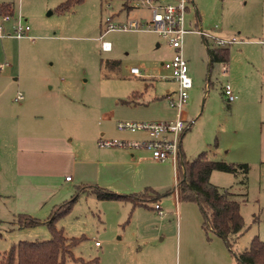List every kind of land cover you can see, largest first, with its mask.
Masks as SVG:
<instances>
[{"label": "rangeland", "instance_id": "rangeland-1", "mask_svg": "<svg viewBox=\"0 0 264 264\" xmlns=\"http://www.w3.org/2000/svg\"><path fill=\"white\" fill-rule=\"evenodd\" d=\"M62 1L0 0L13 8L8 20L0 15V254L19 240L48 239L50 212L76 194L68 212L54 222L64 236L80 238L71 252L81 261L66 264H183L188 253L195 264H235L233 253L247 248L253 236L264 240V167L257 162L264 158V0H192L184 14L188 29L238 41L227 47L225 71L223 62L209 60L210 38L190 30L181 47L191 79L182 106L192 120L180 142L185 158L205 151L218 159L214 152L227 148L250 158L243 161L245 185L241 172L213 171L210 178L239 201L244 229L231 251L213 232L204 233L194 202L179 201L178 216L170 194L161 196L158 214L153 202L132 205L76 190L87 185L118 194L145 186L172 189L168 160L155 161L147 150L131 157L128 150L134 148L116 156L106 151L117 146L99 147L97 140L140 136L117 130L118 119L173 117L176 110L163 95L174 93L176 82L161 64L174 52L152 31L103 32L108 16L111 22L147 17L133 0H81L59 11ZM18 15L28 24L29 37L12 35ZM101 41L108 42V50H101ZM130 67L140 75L132 76ZM224 84L235 96L230 102L222 94ZM132 91L140 93L135 107L141 118L101 117ZM17 93L21 98L14 100ZM64 175L72 181L65 182ZM19 215L37 223L22 225ZM209 240L222 245L221 255L205 245Z\"/></svg>", "mask_w": 264, "mask_h": 264}, {"label": "trees", "instance_id": "trees-1", "mask_svg": "<svg viewBox=\"0 0 264 264\" xmlns=\"http://www.w3.org/2000/svg\"><path fill=\"white\" fill-rule=\"evenodd\" d=\"M81 0H63L58 4L59 11L64 10ZM13 8L10 2H0V15L11 16ZM228 48L214 47L208 50L210 61L227 60ZM140 93L130 92L125 98L118 99V104L136 106ZM248 165L245 162H229L211 159L205 151H200L193 158L186 159L177 154L175 160V191L178 201L194 202L201 214V228L204 233L209 230L217 235L224 246L231 251V244L244 229L242 216L239 212V201L233 198L231 192L212 184L209 175L212 171L236 174L241 172L244 184ZM245 185V184H244ZM76 190L89 191L97 199H113L128 201L132 205H145L146 202L157 203L161 196L170 194L171 189L158 192L145 186L141 190L128 194H118L97 185L78 187ZM76 194L55 207L46 220L49 238L45 240H19L0 254V264H66L68 260L81 261L74 257L71 248L79 241V237H66L54 222L66 214L75 200ZM154 209V207L152 206ZM252 222H257V216L252 215ZM18 223L34 225L37 220L25 215H19ZM235 264H264V240L253 236L247 248L233 253ZM85 264V263H84Z\"/></svg>", "mask_w": 264, "mask_h": 264}, {"label": "built area", "instance_id": "built-area-1", "mask_svg": "<svg viewBox=\"0 0 264 264\" xmlns=\"http://www.w3.org/2000/svg\"><path fill=\"white\" fill-rule=\"evenodd\" d=\"M135 5L143 6L147 11L144 20L129 19L127 21L111 22V16L104 19V30L140 31L148 30L155 32L158 37L164 39L173 49L174 54L170 60L162 63V67L169 71V77L176 82L174 93H165V98L170 107L176 111L171 119L146 121L142 119H118L115 122L117 130L128 132H140L144 136L138 139H98L99 147L117 146L122 148H134L147 150L151 159L155 161L176 160L179 142L182 133L188 128L192 120H187L182 110L183 103L187 98V91L191 87V79L187 74V63L182 56L183 35L188 31L198 32L202 38H210L213 47L224 48L237 43L235 37L219 38L202 32L196 27L188 29L185 24L184 14L187 10L186 4L192 0H133ZM10 16L4 15L2 19L8 20ZM1 30V26H0ZM29 26L18 15L12 24V35L16 38L29 37ZM264 43V41H263ZM101 50H108L109 44L106 41L100 42ZM222 71L226 70L225 63H222ZM132 75L139 76L140 72L136 67H130ZM222 94L226 101H232L235 96L228 84L222 86ZM21 98L17 93L14 100ZM69 176H65L68 180ZM158 214H162L158 204H153ZM94 245H98L94 241Z\"/></svg>", "mask_w": 264, "mask_h": 264}, {"label": "crops", "instance_id": "crops-1", "mask_svg": "<svg viewBox=\"0 0 264 264\" xmlns=\"http://www.w3.org/2000/svg\"><path fill=\"white\" fill-rule=\"evenodd\" d=\"M132 76H136V75H132ZM101 112L100 113H101V117L102 118L108 119V120H112V121H114V117L141 118L142 115H143L142 111L140 110L139 107L126 106V105H123V104H118V102H115V104L111 105L110 107L108 106L105 110H103ZM183 134L184 133H182L181 137L183 136ZM143 136H144V134L141 133L140 136L137 137V138H142ZM180 142H181V138H180ZM180 142H179L178 152H179L180 155L184 156V153H183V151L181 149ZM125 150H127V149H123V148H120V147L119 148L118 147L117 148L116 147H112V148H108V150L107 151L105 150V151L109 152V153H112V154H115L116 156H118V155L120 156V154H126ZM142 150H144V149H131V150H128V151H130L129 155L131 157H133L134 154H139V153H141ZM227 152H229V148H227L225 151H221L219 149V150L215 151L214 154L217 155V157H219L218 160H225V161H229V162L250 161L249 160L250 158H248V156H244L246 158H242L243 156L241 155V153L245 154V151H243V150H240L241 153H238V156H237V154L235 152H233V153H227ZM247 152H249V151H246V153ZM71 157H72V161L76 163L77 160L74 158V154ZM250 157H251V159H253L252 158L253 157V151H251ZM141 158H144V156H142ZM168 161L170 163L169 175H170V178H171V180L173 182L172 183L173 187H172L171 192H170V198H171V201H172V203L174 205V213L179 216L180 206H179V201L177 200L176 191H175V162L174 161H170V160H168ZM257 162H258L259 166L264 167V164H263L264 163V158H258ZM18 164L20 165V161L19 160H18ZM134 165H137V164H134ZM212 172L209 175V180L211 178ZM65 176H69V175H64L63 176V180L65 182L72 181V178L70 176H69L68 180H65ZM210 182L212 184L218 186L217 182H212L211 180H210ZM140 183H142L141 182V178H139L138 180H136L134 182V184H136L138 186L141 185ZM143 183H148V182H143ZM144 185H148V184H144ZM247 187H249L248 184H247ZM132 189H136V188H132ZM158 207L161 210L159 205H158ZM177 234L179 236V230L177 231ZM206 244H207V247H210V246L214 247L218 251V253L220 255L222 254V245L217 243V241H211L210 242V240H209V243H205V245ZM178 245H179V237H178ZM187 245H186V247H187ZM186 249H188V248H186ZM184 257L185 258L183 260V264H195L196 260H194V257H193L192 254L188 253V254L184 255Z\"/></svg>", "mask_w": 264, "mask_h": 264}]
</instances>
